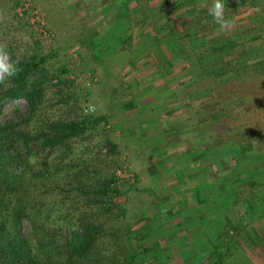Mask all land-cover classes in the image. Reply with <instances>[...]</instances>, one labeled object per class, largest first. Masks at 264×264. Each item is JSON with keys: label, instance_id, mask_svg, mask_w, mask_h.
I'll return each mask as SVG.
<instances>
[{"label": "trees", "instance_id": "1", "mask_svg": "<svg viewBox=\"0 0 264 264\" xmlns=\"http://www.w3.org/2000/svg\"><path fill=\"white\" fill-rule=\"evenodd\" d=\"M113 1L109 0L104 10L114 7V14L123 21L118 36L121 44L133 38L159 41L164 35L173 59L178 49L186 57L195 55L196 46L207 48L208 58L196 56L197 80L184 85L189 99L185 105L190 108L200 102L213 111L227 112L221 122L226 125L224 131L214 137L226 143L215 153L209 146L187 151L186 158L215 163L216 173H221L216 181L220 193H214L212 200L203 195L206 183H198L179 195L184 206L181 215L171 212L173 216L167 214L165 222L155 221L158 230L153 232L155 217L145 214L139 218V227L132 229L126 223L127 208L115 202L128 188L119 185L115 173L104 176L89 163L86 152L74 147L76 139L84 142L103 117L85 115L71 121L40 118L37 112L42 109L48 78L45 56L20 58L0 45L9 63L18 67L13 77L0 83V108L10 100L23 99L28 113L21 122L36 120L35 129L28 131L9 120L0 122V264H164L162 255L168 246H161L165 235L158 233L166 234L175 225H186L187 231L176 236L170 248L176 257L168 264H227L234 252L243 253L240 259L246 260L250 251L264 260V222L256 221L264 216V166L260 168L253 158L264 160V130L248 123V116L264 111V93L258 98L264 85V0H225L224 16L229 23L224 29L209 15L214 0H122L119 5ZM253 7L261 16L232 28ZM60 72L67 71L61 68ZM54 77L58 85H65L59 74ZM236 88L247 94L233 99L219 92ZM125 106L134 108L135 103ZM240 114L248 118L246 123L235 120ZM115 149L110 143L109 156ZM155 164L152 174L160 168ZM202 170L207 171L205 167ZM245 185H251L253 193L241 203L242 217L232 219L230 208ZM222 190H230L232 198L229 195L228 200ZM192 207H197L198 214ZM211 211L213 218H206ZM24 220L29 224L26 235L21 226ZM172 221L177 223L172 225ZM195 231L199 237L190 240ZM146 237L149 244L137 243ZM198 257H205L206 263Z\"/></svg>", "mask_w": 264, "mask_h": 264}, {"label": "rangeland", "instance_id": "2", "mask_svg": "<svg viewBox=\"0 0 264 264\" xmlns=\"http://www.w3.org/2000/svg\"><path fill=\"white\" fill-rule=\"evenodd\" d=\"M108 1L0 0V45L11 49L20 58L45 56L43 66L48 78L44 85L42 109L37 112L40 118L71 121L85 115L103 117L95 129H90L84 142L76 139L74 147L86 152L89 163L104 176L115 173L119 185L128 188L125 194L115 198L116 203L127 208L126 223L137 229L139 218L149 214L155 217L152 223L154 232L158 230L155 221L158 224L165 222L167 214L181 215L184 206L179 195L198 183H206L203 195H210L212 200L215 199L214 193H220V184L216 181L221 178V173H216L215 163L211 160L189 161L186 153L196 152L202 146H209L215 153L225 144V140L219 142L214 137L224 131L226 125L221 122L227 112L213 111L206 107V103L195 102L190 108L185 105L189 99L184 85L197 80L196 56L203 60L208 58L206 47L196 46L195 55L192 53L186 57L178 49L177 57L173 59L165 46L164 35L159 41L133 38L121 44L118 36L124 23L114 14V7L104 10ZM114 1L119 5L122 0ZM247 13L246 17H239L232 28L256 21L261 16L257 7L249 8ZM61 68L67 72L61 74ZM53 74H59L66 81L65 85H58L59 80L52 78ZM219 92L228 96L224 98L235 97L233 99L247 94L238 88ZM258 92V98H263L264 85ZM130 101L135 103L134 108L125 106ZM87 105L95 106V111L85 114L83 108ZM27 113L25 100H10L0 108V122L9 120L18 123L17 127L22 131L34 130L35 119L29 123L21 122ZM240 116H235V120L248 121L242 114ZM248 117V123L255 129L264 130V111ZM109 142L116 145L111 156ZM213 144L216 145L210 146ZM253 158L263 168L264 160ZM154 162L160 168L152 174ZM204 167L207 171L203 172ZM222 180L228 182L227 177ZM222 191V194L227 192L225 197L228 200L230 196L232 198L230 190ZM252 193L253 187L245 185L237 194L239 199L230 208L232 219L242 217L241 203ZM192 208L198 214L197 207ZM213 216L211 211L206 218ZM256 221L263 223L264 216ZM21 226L26 235L28 221L24 220ZM184 227L187 228L186 225H175L166 234L157 232L161 237L165 235L161 246H168L162 255L164 264L176 257L175 250L170 248L177 237L187 231ZM198 234L195 231L190 240L199 237ZM142 239L137 243L149 244L147 237ZM239 254L234 252V258L227 264H264L255 251H250L246 260L240 259V255L244 257L243 253ZM199 261L206 263L207 259L199 258Z\"/></svg>", "mask_w": 264, "mask_h": 264}, {"label": "clouds", "instance_id": "3", "mask_svg": "<svg viewBox=\"0 0 264 264\" xmlns=\"http://www.w3.org/2000/svg\"><path fill=\"white\" fill-rule=\"evenodd\" d=\"M225 0H214L212 7L209 9V15L213 17L216 24L221 29L227 27L229 21L225 19ZM8 59L7 53L0 51V83L6 81L7 78L13 77L18 72V67L12 63H6ZM95 106H89L85 112H94Z\"/></svg>", "mask_w": 264, "mask_h": 264}, {"label": "built area", "instance_id": "4", "mask_svg": "<svg viewBox=\"0 0 264 264\" xmlns=\"http://www.w3.org/2000/svg\"><path fill=\"white\" fill-rule=\"evenodd\" d=\"M90 105H87V106H85L84 108H83V112L85 113V114H89V113H92V112H85V109H87L88 107H89ZM91 106H93V105H91Z\"/></svg>", "mask_w": 264, "mask_h": 264}]
</instances>
